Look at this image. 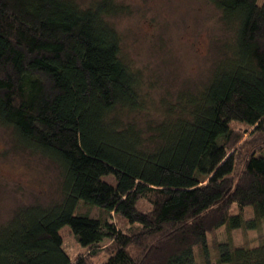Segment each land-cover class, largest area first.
I'll return each mask as SVG.
<instances>
[{
  "label": "trees",
  "instance_id": "obj_1",
  "mask_svg": "<svg viewBox=\"0 0 264 264\" xmlns=\"http://www.w3.org/2000/svg\"><path fill=\"white\" fill-rule=\"evenodd\" d=\"M207 1L230 38L201 85L161 97L140 125L147 86L122 52L116 0H0V127L59 177L56 198L0 223V264H93L104 241L100 264H195L210 231L264 217V0ZM66 225L87 247L73 259ZM221 248L205 264H264V240Z\"/></svg>",
  "mask_w": 264,
  "mask_h": 264
},
{
  "label": "rangeland",
  "instance_id": "obj_2",
  "mask_svg": "<svg viewBox=\"0 0 264 264\" xmlns=\"http://www.w3.org/2000/svg\"><path fill=\"white\" fill-rule=\"evenodd\" d=\"M88 4L95 0H76ZM122 12L111 21L120 33L121 49L134 68L139 69L146 82L149 116L141 114L137 121L141 125L147 118L156 115L161 97L171 96L183 88L201 85L209 74L212 58L215 57L222 40L229 39L228 33L218 18L215 7L207 0H116ZM150 86V87H149ZM241 130L239 124H233ZM252 128L234 146L239 149L238 169L246 146L241 142L250 138ZM240 146V147H239ZM241 151V152H240ZM104 176L103 179L108 180ZM58 171L55 165L26 150L14 148L7 130L0 127V223L4 222L13 209L34 202L47 203L58 196ZM147 208V205L144 206ZM91 216L103 217V212L93 207L80 208ZM83 211V212H81ZM238 212L236 204L231 214ZM246 222L252 223L254 212L243 208ZM69 226L60 229L63 248L70 258L85 254L87 247L80 245L70 233ZM264 240V217L254 226L228 228L226 225L207 234L205 252L195 250V264L207 261L216 263L222 246L255 247ZM102 242L93 264H100L106 253ZM221 264H228L226 262Z\"/></svg>",
  "mask_w": 264,
  "mask_h": 264
}]
</instances>
